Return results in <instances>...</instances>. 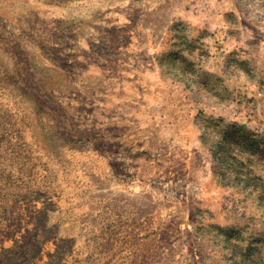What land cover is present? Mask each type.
<instances>
[{
	"label": "rangeland",
	"instance_id": "1",
	"mask_svg": "<svg viewBox=\"0 0 264 264\" xmlns=\"http://www.w3.org/2000/svg\"><path fill=\"white\" fill-rule=\"evenodd\" d=\"M153 3L0 0V264H264V0ZM103 37L161 45L152 96Z\"/></svg>",
	"mask_w": 264,
	"mask_h": 264
},
{
	"label": "crops",
	"instance_id": "2",
	"mask_svg": "<svg viewBox=\"0 0 264 264\" xmlns=\"http://www.w3.org/2000/svg\"><path fill=\"white\" fill-rule=\"evenodd\" d=\"M100 1V17L106 18V17H120L122 15L120 10L116 9V5L123 0H99ZM145 7L147 9V12L150 13V16H155L156 18H159L160 20H157V22H160V28L163 24V11L161 8H157V6H154L153 0H144ZM233 10V9H232ZM167 16L164 17V19ZM100 22H102L100 20ZM156 22V21H155ZM104 23V21H103ZM114 22H109L108 25H112ZM152 23L150 25H146L145 29L148 31V29L152 30ZM102 35H105L104 32H102ZM160 35H164V32L161 30ZM151 36V35H150ZM106 37V36H105ZM101 43V49H100V66L102 65L103 71L100 72V81H102V84L100 85V89L102 95H105L106 90L110 91H116L124 89L123 82L125 81V78L129 77V80H133V83H131V91L136 92V95H140L141 97H147L152 96V91H155L158 87V84H153L154 78H156V74H159L160 67L161 66V60L158 57H154L152 51L158 52L157 50L159 47L156 44H153L152 41H148L147 39L143 42V44H139L136 41L134 42H127L126 45H119L114 46L113 51L109 50L105 45H107L108 42L104 41ZM128 47H132L133 51L132 54L130 53H123L124 50H126ZM117 49V51H115ZM119 50H123V52H119ZM144 52H141V51ZM116 52V53H111ZM144 54V55H143ZM119 55V57L117 56ZM144 59L142 58V56ZM144 60V62H143ZM110 63H119L121 66V70L119 73H113V74H105V70L103 65L110 64ZM127 65H134L132 69L128 70L124 68V66ZM156 80V79H155ZM104 81H108L106 86ZM130 86V83L128 82V87ZM102 105H108V104H102ZM110 106V105H109ZM113 110L116 111L115 113L119 112L121 115V118L125 121H128V116L130 113H132L130 110L128 111V108H131V105H112ZM126 115V116H123ZM123 116V117H122ZM112 118L117 119L118 117L113 116ZM134 118L132 116H129V122L133 121Z\"/></svg>",
	"mask_w": 264,
	"mask_h": 264
}]
</instances>
